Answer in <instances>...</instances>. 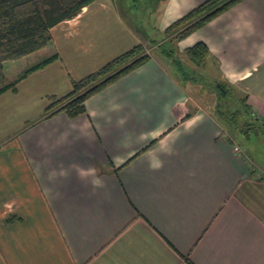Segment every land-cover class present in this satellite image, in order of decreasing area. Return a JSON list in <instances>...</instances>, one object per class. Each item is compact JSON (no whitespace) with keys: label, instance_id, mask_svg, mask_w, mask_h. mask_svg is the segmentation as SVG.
Masks as SVG:
<instances>
[{"label":"crops","instance_id":"0c3cea01","mask_svg":"<svg viewBox=\"0 0 264 264\" xmlns=\"http://www.w3.org/2000/svg\"><path fill=\"white\" fill-rule=\"evenodd\" d=\"M202 1L160 0L157 34ZM91 3L51 27L48 42L63 33L76 39L72 52L105 63L115 52L108 28L89 18L76 31L64 25L87 18ZM145 39L125 30L115 53ZM197 41L264 120V0H240L175 47ZM147 53L87 97L84 113L41 118L37 109L0 138V264H264V161L208 110L192 109L197 83H180L153 45ZM7 90L0 109L10 107Z\"/></svg>","mask_w":264,"mask_h":264},{"label":"trees","instance_id":"16d2710c","mask_svg":"<svg viewBox=\"0 0 264 264\" xmlns=\"http://www.w3.org/2000/svg\"><path fill=\"white\" fill-rule=\"evenodd\" d=\"M93 0H0V79L1 63L25 56L50 40L49 29L57 23L76 16L82 7ZM240 0H203L182 16L170 22L162 31L164 40L155 44L158 51L169 60L180 83H208L211 85L215 101L212 115L230 134L235 131L248 136L250 133L264 132V120L254 115L247 96H237L234 87L225 80L214 77L202 79L177 55L176 43L205 23L224 12ZM182 54L196 68L211 59L210 51L203 41L185 47ZM56 58V54L42 59L24 70L25 75L32 69L43 66ZM149 58L141 44H135L107 60L94 71L78 79H71L70 90L57 98L50 97L41 118H48L64 112L73 118L85 112L84 100L110 84L120 76L139 66ZM21 75V76H22ZM14 80L0 86V93L14 89ZM187 112L182 119L188 118ZM152 143V142H151ZM149 143V144H151ZM111 165V163H108ZM116 168L113 170L115 171ZM10 220L9 218H7ZM188 263L191 264L187 260Z\"/></svg>","mask_w":264,"mask_h":264},{"label":"rangeland","instance_id":"374dc122","mask_svg":"<svg viewBox=\"0 0 264 264\" xmlns=\"http://www.w3.org/2000/svg\"><path fill=\"white\" fill-rule=\"evenodd\" d=\"M159 1L93 0L92 3L90 2V12L88 15L86 14L87 18H81L79 21L72 19L64 25L65 28L76 31L78 27L84 28L83 25H86L89 18L92 26L108 28L107 33H109V36L114 37L112 39L108 37V43L112 44L111 49L115 52L125 43L123 41L124 31L133 30L138 36L149 39L148 41L145 39L146 41L142 45L143 52H147L151 45L154 46L164 40L163 30L160 34H157L156 31L158 27L156 12L159 9ZM53 34L54 42H48L25 56L4 60L1 63L0 86L14 80L15 90L13 92L7 90L6 94L3 95L4 101H9L10 107L0 109V138L10 134L11 131L17 130L25 118L26 120L32 118L31 120H33L37 116V109L43 111V106L50 101L51 95L49 92L61 90L63 86H66L69 90L71 79H78L103 64V61H94L95 59L90 57L94 53L89 54L87 49L72 52L73 46L70 47V45L74 40L76 41L75 38L65 37L63 33H56L55 31ZM97 45L102 47L103 44L98 42ZM91 51H96V49H91ZM112 52L110 57L106 55L107 60L117 55V53ZM54 53L57 55L54 60L22 75L24 70ZM177 55L184 60L188 67L198 73V77H202V79L214 77L223 80L213 63L207 61L202 67L196 68L182 52L178 51ZM229 83L234 87L237 96L243 97L245 95L235 83ZM188 87V93L191 95L189 104L192 109L201 107L212 114L215 95L211 85L201 82L194 85L190 84ZM234 134L249 157H252L254 161H264V132H259V134L250 133L248 136L237 131ZM235 147L238 148L235 152L239 153V145H235Z\"/></svg>","mask_w":264,"mask_h":264},{"label":"built area","instance_id":"2783aa9c","mask_svg":"<svg viewBox=\"0 0 264 264\" xmlns=\"http://www.w3.org/2000/svg\"><path fill=\"white\" fill-rule=\"evenodd\" d=\"M234 150H238V148L237 147H234Z\"/></svg>","mask_w":264,"mask_h":264}]
</instances>
